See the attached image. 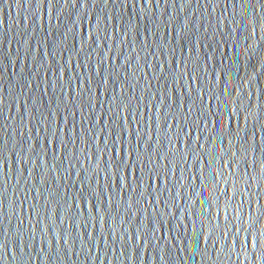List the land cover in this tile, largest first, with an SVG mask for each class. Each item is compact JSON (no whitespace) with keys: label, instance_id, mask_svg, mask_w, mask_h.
<instances>
[{"label":"water","instance_id":"1","mask_svg":"<svg viewBox=\"0 0 264 264\" xmlns=\"http://www.w3.org/2000/svg\"><path fill=\"white\" fill-rule=\"evenodd\" d=\"M0 264H264V0H0Z\"/></svg>","mask_w":264,"mask_h":264}]
</instances>
